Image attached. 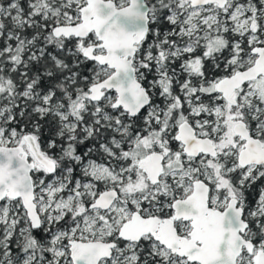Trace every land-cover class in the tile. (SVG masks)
<instances>
[{"label": "snow or ice", "instance_id": "6c2138e0", "mask_svg": "<svg viewBox=\"0 0 264 264\" xmlns=\"http://www.w3.org/2000/svg\"><path fill=\"white\" fill-rule=\"evenodd\" d=\"M0 264H264V0H0Z\"/></svg>", "mask_w": 264, "mask_h": 264}]
</instances>
